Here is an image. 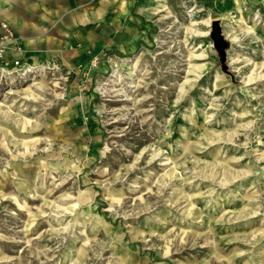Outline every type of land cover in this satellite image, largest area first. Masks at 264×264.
Here are the masks:
<instances>
[{"label":"rangeland","instance_id":"obj_1","mask_svg":"<svg viewBox=\"0 0 264 264\" xmlns=\"http://www.w3.org/2000/svg\"><path fill=\"white\" fill-rule=\"evenodd\" d=\"M160 3L0 76V264H264V0Z\"/></svg>","mask_w":264,"mask_h":264},{"label":"crops","instance_id":"obj_2","mask_svg":"<svg viewBox=\"0 0 264 264\" xmlns=\"http://www.w3.org/2000/svg\"><path fill=\"white\" fill-rule=\"evenodd\" d=\"M99 1L96 6L93 0H0V22L11 26L17 40L14 47H9L7 56L39 63L64 50L67 37L60 33L66 29L58 28L55 21L64 16L67 9L75 26L103 17V48L128 52L137 46L139 40H145L148 26L143 18L154 15L161 4V0ZM197 1L205 3L212 0ZM63 19L57 22L58 25L69 26ZM86 36L87 43H91L96 38V30H88ZM80 47L75 46L76 49Z\"/></svg>","mask_w":264,"mask_h":264},{"label":"built area","instance_id":"obj_3","mask_svg":"<svg viewBox=\"0 0 264 264\" xmlns=\"http://www.w3.org/2000/svg\"><path fill=\"white\" fill-rule=\"evenodd\" d=\"M2 27L4 33L0 36V76L15 75L18 77L29 76L31 73L30 65L27 62L21 61L19 58H8L6 50L10 46L17 44L16 37L12 29L3 22Z\"/></svg>","mask_w":264,"mask_h":264},{"label":"water","instance_id":"obj_4","mask_svg":"<svg viewBox=\"0 0 264 264\" xmlns=\"http://www.w3.org/2000/svg\"><path fill=\"white\" fill-rule=\"evenodd\" d=\"M210 34L213 38V44L215 45V47L217 48L219 55H220V59L222 61L225 60V50L227 47V41L224 39L221 30H220V26L218 23L217 19H214L212 21V26H211V30H210Z\"/></svg>","mask_w":264,"mask_h":264}]
</instances>
